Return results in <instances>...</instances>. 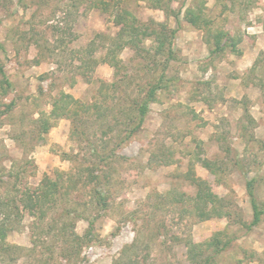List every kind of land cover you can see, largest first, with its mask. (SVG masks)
<instances>
[{
    "label": "rangeland",
    "instance_id": "obj_1",
    "mask_svg": "<svg viewBox=\"0 0 264 264\" xmlns=\"http://www.w3.org/2000/svg\"><path fill=\"white\" fill-rule=\"evenodd\" d=\"M99 1L0 0V64L12 83L0 94V196L15 195L14 186L34 191L57 171L61 187L72 189L48 208L43 234L22 210L0 264H193L186 244L219 231L233 243L206 251L213 264H264V215L257 227L244 224L253 221L247 182L264 211V0H105L103 10L93 7ZM118 8L133 12L149 36L143 49L123 51L116 70L102 58L119 33ZM163 27L160 49L151 33ZM218 32L240 40L242 54H212ZM160 75L169 86L128 140L135 105ZM105 82L115 87L102 94ZM61 93L101 108L60 120L40 142L41 113ZM192 162L229 219L201 221L192 207L171 202L173 190L196 194L184 176Z\"/></svg>",
    "mask_w": 264,
    "mask_h": 264
},
{
    "label": "trees",
    "instance_id": "obj_2",
    "mask_svg": "<svg viewBox=\"0 0 264 264\" xmlns=\"http://www.w3.org/2000/svg\"><path fill=\"white\" fill-rule=\"evenodd\" d=\"M158 6L160 0H152ZM122 4V3H121ZM99 5V7L103 10L104 8H108L110 6L105 0H100L99 3L94 4L93 7ZM114 23L119 28V33L116 38L113 39L106 49L107 53L102 58L103 62L113 69L118 70L122 61L119 59L120 55L123 51L130 47L135 51H139L138 49H143V40L149 36L146 31L148 30L146 27L141 26L139 24V19L135 16L133 12L126 8H118L115 16L113 17ZM190 24L195 26L196 28L203 29L199 26V23L196 20L194 14H190L187 20ZM70 28L67 30V33H70ZM166 28H162V35L158 33H151L156 37V41L160 42L159 48L163 49L165 47V42L162 40V37L165 36ZM173 38L176 36V30L172 31ZM215 38L214 43L209 42L210 45L213 44L212 54L221 53L227 50H230L232 53L236 55H241L242 52L237 48L239 46L240 40H237L234 36L229 35L224 32H218L216 35H213ZM173 41V40H172ZM94 44V43H93ZM170 50L172 53L173 43L170 42ZM145 51V50H144ZM96 53V49L93 47L90 48L89 54L90 59L89 63H92L94 68L99 64L94 60V56ZM172 59V55L169 56L166 63L170 62ZM83 64L88 62L82 61ZM167 63V64H168ZM117 76V75H116ZM169 85L165 84V75H160V77L150 85V89L146 94V97L142 102L136 103L135 105V118H133L128 124V131L126 132V138L129 140L134 135H136L141 129L142 126L148 116L149 106L151 103L156 101L158 92L168 88ZM115 87V83L109 84L108 82L102 83L101 85V93L103 94L105 90ZM12 89V83L9 80L6 72L4 70V66L0 64V90L1 95L6 97L9 95L10 90ZM14 104V103H13ZM13 104L6 105L7 108H11ZM101 107L98 104L95 105H87L82 103L78 99L74 98L71 94L61 93L59 98L53 103V109L50 113H41V117L39 119V141L45 142V135H47L51 129H53L57 122L62 119H74L81 120L83 114H88L91 110L96 109L99 110ZM134 110V108H133ZM125 141V140H124ZM121 141V142H124ZM121 145V143H119ZM199 162L203 165V167L210 172H213V165L209 161H204L198 158ZM173 162V161H170ZM169 162V164H170ZM195 162L190 164L188 172L184 175L186 180L192 183L196 187V194L194 197L189 196L186 193H180L179 191L173 190L170 191L168 196L172 198L171 202H177L178 204L188 205L193 208V213L198 217L201 221H209L212 219H223L230 218V215H227L226 212H223L220 206L222 200L218 197V195L213 191L212 185L201 177H198L195 173L194 169ZM93 171V168L90 169V172ZM64 173L56 172V178L52 179L50 176L45 175L41 182V186L35 189L34 191L27 190L26 193H22L21 190L17 189L14 186V194L12 192H8L7 196H0V246L3 247L6 243L7 237L9 233L13 230V228L20 224L22 221V210L25 212H29L31 215L35 216L37 219L36 225L42 234L45 232L44 223L45 218L47 216L48 208L52 205L57 204L58 200L60 201L61 197H67L69 191L72 189H63L62 180H64ZM253 182H247V192L250 198L251 207L253 210V221L252 223L246 224L249 229L257 227L264 215V211H262L257 202V198L254 193ZM98 196V202L101 204H106V197L101 191H95ZM168 198V199H169ZM174 198V199H173ZM192 205V206H191ZM220 208V209H219ZM185 210V209H184ZM187 211V210H186ZM43 223V224H42ZM92 227V223L90 224ZM227 236L225 231H219L213 234L210 239L205 240L204 242L197 243L194 240H191L186 244V249L188 253V257L193 264H213L215 256L210 255L204 257L206 251L210 249H214L216 251L215 255L220 252H224L233 241L222 242V237ZM191 257V258H190ZM192 259V260H191Z\"/></svg>",
    "mask_w": 264,
    "mask_h": 264
}]
</instances>
